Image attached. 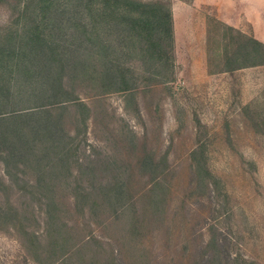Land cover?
I'll return each instance as SVG.
<instances>
[{
    "label": "rangeland",
    "instance_id": "1",
    "mask_svg": "<svg viewBox=\"0 0 264 264\" xmlns=\"http://www.w3.org/2000/svg\"><path fill=\"white\" fill-rule=\"evenodd\" d=\"M137 1L170 9L172 40L109 31L104 64L129 89L102 83L103 62L89 61L73 101L88 111L61 112L58 153H31L12 177L0 161V264H44L53 225L96 264H264V63L251 65L252 29L226 24L213 3ZM22 3L0 1V32ZM115 184L119 214L104 196ZM75 254L66 264H80Z\"/></svg>",
    "mask_w": 264,
    "mask_h": 264
},
{
    "label": "trees",
    "instance_id": "2",
    "mask_svg": "<svg viewBox=\"0 0 264 264\" xmlns=\"http://www.w3.org/2000/svg\"><path fill=\"white\" fill-rule=\"evenodd\" d=\"M21 1V12L14 25L0 32V161L8 177L13 175L12 167L28 165L31 153H58L65 136L60 122L64 109L71 105L88 111L86 104L73 101L78 99L76 78L93 76L88 70L89 61L103 62L102 70L97 71L102 83L109 81L118 90L129 89L126 75L120 71L113 74L109 65L104 64L112 61L110 54L114 48L109 31L116 32L124 42L134 36L149 41L158 36L163 47L173 37L171 11L159 3ZM121 41L118 45H122ZM251 42L255 52L251 65L264 63V44L254 38ZM65 149L70 151L71 147L65 144ZM104 196L108 206L114 207V213L123 212L126 190L122 185L106 187ZM46 217L49 223L53 215ZM53 226L44 264H66L75 253L78 263L96 264L93 257L85 258L81 249L66 248L72 234L61 226Z\"/></svg>",
    "mask_w": 264,
    "mask_h": 264
},
{
    "label": "crops",
    "instance_id": "3",
    "mask_svg": "<svg viewBox=\"0 0 264 264\" xmlns=\"http://www.w3.org/2000/svg\"><path fill=\"white\" fill-rule=\"evenodd\" d=\"M215 4L218 15L226 24L238 26L246 22L252 29V37L264 44V0H193L194 4Z\"/></svg>",
    "mask_w": 264,
    "mask_h": 264
}]
</instances>
